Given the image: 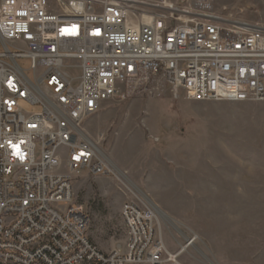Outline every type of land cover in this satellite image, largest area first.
<instances>
[{
	"label": "built area",
	"instance_id": "2783aa9c",
	"mask_svg": "<svg viewBox=\"0 0 264 264\" xmlns=\"http://www.w3.org/2000/svg\"><path fill=\"white\" fill-rule=\"evenodd\" d=\"M147 88L264 101V25L218 16L212 0H0V264H179L153 207L123 203L127 250L104 254L70 203L82 172L117 173L85 119Z\"/></svg>",
	"mask_w": 264,
	"mask_h": 264
},
{
	"label": "rangeland",
	"instance_id": "374dc122",
	"mask_svg": "<svg viewBox=\"0 0 264 264\" xmlns=\"http://www.w3.org/2000/svg\"><path fill=\"white\" fill-rule=\"evenodd\" d=\"M212 2L218 16L264 25V0ZM150 90L105 101L83 122L117 171L74 178L70 203L88 217L84 236L104 254L125 253L121 207L134 202L156 210L164 257L264 264V101H194Z\"/></svg>",
	"mask_w": 264,
	"mask_h": 264
},
{
	"label": "bare ground",
	"instance_id": "6f19581e",
	"mask_svg": "<svg viewBox=\"0 0 264 264\" xmlns=\"http://www.w3.org/2000/svg\"><path fill=\"white\" fill-rule=\"evenodd\" d=\"M121 218H122V221H123V226L125 228V233L127 234V233H129V224H128V219L126 218L123 210H121ZM184 247H186V246H184Z\"/></svg>",
	"mask_w": 264,
	"mask_h": 264
}]
</instances>
